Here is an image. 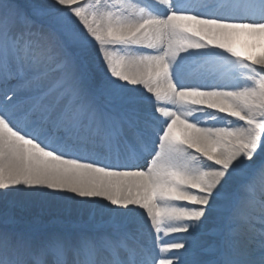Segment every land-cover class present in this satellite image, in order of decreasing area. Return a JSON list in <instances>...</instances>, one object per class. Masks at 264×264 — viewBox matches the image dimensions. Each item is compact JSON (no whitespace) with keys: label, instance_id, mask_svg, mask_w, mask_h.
Wrapping results in <instances>:
<instances>
[{"label":"snow or ice","instance_id":"6c2138e0","mask_svg":"<svg viewBox=\"0 0 264 264\" xmlns=\"http://www.w3.org/2000/svg\"><path fill=\"white\" fill-rule=\"evenodd\" d=\"M0 201V264H264V0H0Z\"/></svg>","mask_w":264,"mask_h":264},{"label":"bare ground","instance_id":"6f19581e","mask_svg":"<svg viewBox=\"0 0 264 264\" xmlns=\"http://www.w3.org/2000/svg\"><path fill=\"white\" fill-rule=\"evenodd\" d=\"M108 2H111V0H108ZM217 3H220V0H217ZM240 50H245L242 46H239ZM241 75H243V73H241ZM24 199L23 197H19V196H9L8 200H21ZM4 202L0 201V207H3ZM67 208L72 207L70 204L66 205ZM59 208V204L58 202H51L49 204H47L46 206H44L43 208L39 207V206H32V208H26L27 212L26 214H22L23 216H36V215H43V217L46 218H52L51 214L56 215L57 212H60V210H58ZM32 209V210H31ZM70 211V210H69ZM15 212V209H14ZM72 212H76L75 209H72ZM62 213V211H61ZM17 217H20L17 215ZM66 217V215H65ZM209 224H211V221L209 222ZM173 240H175L176 238L173 237Z\"/></svg>","mask_w":264,"mask_h":264},{"label":"rangeland","instance_id":"374dc122","mask_svg":"<svg viewBox=\"0 0 264 264\" xmlns=\"http://www.w3.org/2000/svg\"><path fill=\"white\" fill-rule=\"evenodd\" d=\"M216 126L221 127L223 125H216ZM58 204H59V207H61L58 209V210H60V212H57L56 215L51 214L52 218L49 217V218H46V220L63 221L65 218H70L73 222L78 221V219H79L78 213L72 212V209H75L74 207L67 208V206L63 203H58ZM61 211H62V213H61ZM26 212H27V210L25 208H20V207L15 208V213L18 216H23V215H21V213L26 214ZM65 215H66V217H65Z\"/></svg>","mask_w":264,"mask_h":264}]
</instances>
